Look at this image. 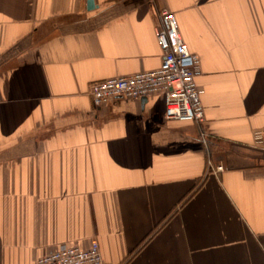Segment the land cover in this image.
Returning <instances> with one entry per match:
<instances>
[{
  "label": "crops",
  "instance_id": "1",
  "mask_svg": "<svg viewBox=\"0 0 264 264\" xmlns=\"http://www.w3.org/2000/svg\"><path fill=\"white\" fill-rule=\"evenodd\" d=\"M162 8L199 58L201 125L162 91L89 96L160 68ZM256 130L264 0H0V264L94 240L105 264H264Z\"/></svg>",
  "mask_w": 264,
  "mask_h": 264
},
{
  "label": "built area",
  "instance_id": "2",
  "mask_svg": "<svg viewBox=\"0 0 264 264\" xmlns=\"http://www.w3.org/2000/svg\"><path fill=\"white\" fill-rule=\"evenodd\" d=\"M155 35L162 50L161 66L157 70L95 81L89 85V96L94 107L115 98L140 99L162 91L165 97V117L171 120L192 121L201 125L204 108L202 89L198 85L201 74L199 58L189 51L182 40L178 22L173 12L162 8L157 13ZM206 144V134L200 131ZM255 147L264 151V130L252 135ZM217 171L223 170L218 166ZM35 264H105L99 243L94 240L86 248L60 245L39 257Z\"/></svg>",
  "mask_w": 264,
  "mask_h": 264
},
{
  "label": "water",
  "instance_id": "3",
  "mask_svg": "<svg viewBox=\"0 0 264 264\" xmlns=\"http://www.w3.org/2000/svg\"><path fill=\"white\" fill-rule=\"evenodd\" d=\"M88 1V3H92L93 2V0H87ZM141 99H145V97H142Z\"/></svg>",
  "mask_w": 264,
  "mask_h": 264
}]
</instances>
